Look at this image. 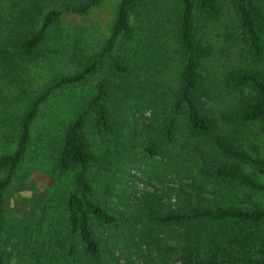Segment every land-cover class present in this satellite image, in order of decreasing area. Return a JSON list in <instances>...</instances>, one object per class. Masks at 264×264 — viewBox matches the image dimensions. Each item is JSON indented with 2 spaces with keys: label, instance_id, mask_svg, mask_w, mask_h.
<instances>
[{
  "label": "trees",
  "instance_id": "trees-1",
  "mask_svg": "<svg viewBox=\"0 0 264 264\" xmlns=\"http://www.w3.org/2000/svg\"><path fill=\"white\" fill-rule=\"evenodd\" d=\"M43 1L15 5L13 15L23 19L1 41V76H16L63 14L82 16L100 2L63 0L48 9ZM219 52L230 63L221 75L213 68ZM77 60L0 135L8 147L0 155V264H12L9 245L23 248L26 264H43L47 250L61 264H117L112 252L135 236L155 251L158 264H264V0H118L101 48ZM101 70L105 77L52 149L53 175L32 224L18 229L20 241L10 243L4 193L17 179L40 106ZM223 91L231 99L219 121L238 139L216 133L213 106ZM144 114L146 123H136ZM90 137L102 143L101 153L93 151ZM178 139L181 149L191 146L189 155L195 151L191 159L202 163V180L191 178L177 190L175 209L162 205L163 195L128 204L120 197L122 206L112 209L96 201V188L112 187L114 174L130 165L144 164L158 180L157 166L178 175L183 159L170 150ZM206 141L219 166L197 152Z\"/></svg>",
  "mask_w": 264,
  "mask_h": 264
},
{
  "label": "rangeland",
  "instance_id": "rangeland-1",
  "mask_svg": "<svg viewBox=\"0 0 264 264\" xmlns=\"http://www.w3.org/2000/svg\"><path fill=\"white\" fill-rule=\"evenodd\" d=\"M64 1L67 2L68 0ZM117 1L100 0L98 5L90 8L82 16L69 13L63 14L57 27L50 31L48 39L32 58L25 59L16 76H1L0 73V135L2 132H9L13 120L25 111L30 101L42 92L52 80L72 72L74 67L80 64L77 59L98 52L107 38ZM60 2H63V0H44L42 5L49 9L58 6ZM19 3L20 0H0V45H2L1 41L7 37V32L13 29L14 22L23 19L19 16L17 18L16 14L13 15V9ZM220 47L218 46L217 50ZM225 54L226 52L220 53V60L213 63L214 65L212 64L215 71H218V75L222 74L224 67L230 66V63H225L226 60L228 61ZM244 56L247 58L246 63H248L247 61H250L248 54L244 53ZM69 58L71 62L68 61ZM236 63L237 65L246 66L243 61L236 60ZM216 68L218 69L216 70ZM209 71H213V69L210 68ZM105 75L106 72L101 70L100 75L92 76L87 82L57 90L40 106L38 114L31 125V143L24 155L25 159L17 173V179L11 183L4 193L5 222L9 226L7 232L9 236L5 235L4 237L10 243L18 240L16 235L18 229H25L26 226L32 224L39 198L42 196L44 188L50 185L49 175H53L51 154L52 149L58 143L59 135L68 121L93 96L97 81L104 78ZM230 99L231 97L223 91L218 101H215L213 115L218 124L216 133L238 139L239 134L234 133L232 129L225 128L219 121L220 114L228 109L227 105ZM147 119V114H144L135 122L146 123ZM255 132V127L250 128V134ZM181 136L184 137L185 134H181ZM248 138L250 139V135H248ZM90 140L93 151L101 153L104 150L102 143L94 142L92 137H90ZM181 142L182 140L178 139V143L176 142L170 149L171 155L176 153V159L179 157L177 161L180 160V156L183 159L179 165L180 168H178V175L161 172V168L157 166L156 175H163L158 180L151 176L152 174L145 169L144 164L130 165L122 172L114 174L115 181H113L112 187L107 184V189H105L101 184L96 188L98 193L96 201L104 207L112 209L115 205L122 206L123 200H118L120 197L125 198L123 202L131 203V200L141 199L144 196L163 195L162 205L169 209H175L177 206V190L180 188L185 189L190 185L191 178L199 184L202 180L197 170L202 166V163L197 160L198 158L192 160L191 157L195 151L191 150L189 155L188 149L191 146L181 149L179 147ZM6 149L8 147L0 140V155L6 152ZM202 151L207 153V156H205L207 164H210V166L220 165L221 162L212 152L208 141L203 143L202 146H198L197 152ZM114 162L118 163L117 161ZM156 163L158 161L155 160L153 164ZM57 194L60 196V193ZM209 194L201 193V196L207 200H213ZM55 198L58 199L59 197L56 196ZM213 202L216 203L214 200ZM224 203L228 205L227 202ZM262 235L263 233H260L259 237ZM159 237L163 239L161 235ZM163 240L167 244L170 243L167 239ZM10 249L12 247L10 248L9 245L6 251L11 252L10 261L12 264H26L23 261L25 257L24 252H22L23 248L19 250ZM112 257L117 264H158V256L155 251L136 236L129 242L120 244L112 252ZM43 264L61 263L56 260L51 250H47ZM166 264L173 263L167 261Z\"/></svg>",
  "mask_w": 264,
  "mask_h": 264
}]
</instances>
